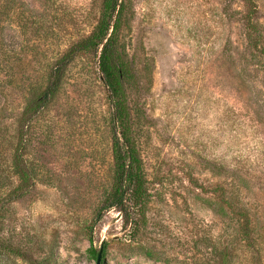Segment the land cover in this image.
<instances>
[{
  "label": "rangeland",
  "instance_id": "1",
  "mask_svg": "<svg viewBox=\"0 0 264 264\" xmlns=\"http://www.w3.org/2000/svg\"><path fill=\"white\" fill-rule=\"evenodd\" d=\"M255 1L264 31V0ZM123 3L120 39L141 72L126 95L145 214L133 211L137 228L118 208L96 214L114 183L113 102L98 54L82 53L24 126L32 192L9 199L15 178L0 182V264H97L89 249L104 244L100 264H215L220 251L232 264H264V55L247 43L244 3ZM101 4L17 0L11 15L0 10L3 128L23 113L27 87L90 34Z\"/></svg>",
  "mask_w": 264,
  "mask_h": 264
},
{
  "label": "trees",
  "instance_id": "2",
  "mask_svg": "<svg viewBox=\"0 0 264 264\" xmlns=\"http://www.w3.org/2000/svg\"><path fill=\"white\" fill-rule=\"evenodd\" d=\"M16 1L0 0L1 12L11 15L12 11L17 9ZM241 1L245 6L242 21L247 43L264 55V31L261 28L258 4L255 0ZM123 12V0H102L99 18L90 34L73 41L57 57L46 72L44 84L38 85L34 82L27 87L29 93L27 104L23 113L14 117L12 132L8 129V135L7 128L0 124V141L4 145V152L0 149V182L3 185L6 180L15 178V183L7 194L9 199H21L30 194L35 187L36 170L23 156V129L26 122L31 121L58 95L68 65L80 54L92 52L96 56L98 54L100 77L113 102L114 183L96 214L99 216L102 211L118 208L125 214L127 226L138 227L132 219V213L136 211L140 216H144L148 196L142 161L132 135L126 89L127 86L137 85L141 72L140 70L135 72L132 61L128 59L126 47L120 39ZM7 135L8 139L5 138ZM3 158L7 160L5 165ZM242 227V238L250 240L249 223H243ZM103 246L104 250L105 244ZM89 253L97 259L99 250L92 246ZM229 255L227 251H220L215 264H232ZM147 256H151V253L148 252Z\"/></svg>",
  "mask_w": 264,
  "mask_h": 264
},
{
  "label": "water",
  "instance_id": "3",
  "mask_svg": "<svg viewBox=\"0 0 264 264\" xmlns=\"http://www.w3.org/2000/svg\"><path fill=\"white\" fill-rule=\"evenodd\" d=\"M101 252H102V249L99 250L98 257H97V264H100Z\"/></svg>",
  "mask_w": 264,
  "mask_h": 264
}]
</instances>
